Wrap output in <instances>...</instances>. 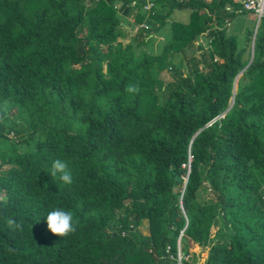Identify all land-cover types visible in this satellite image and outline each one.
I'll use <instances>...</instances> for the list:
<instances>
[{"label":"trees","instance_id":"trees-1","mask_svg":"<svg viewBox=\"0 0 264 264\" xmlns=\"http://www.w3.org/2000/svg\"><path fill=\"white\" fill-rule=\"evenodd\" d=\"M153 2L0 0V115L19 121L15 141L0 133V209L23 221L13 233L0 215V264H199L178 261L182 240L209 248L202 264H264V21L239 46L226 28L239 3ZM118 3L137 10L138 48L173 10L189 20L136 56L118 41ZM202 35L201 68L164 83ZM56 158L71 186L49 174ZM54 207L73 211L74 234L48 232Z\"/></svg>","mask_w":264,"mask_h":264},{"label":"rangeland","instance_id":"rangeland-1","mask_svg":"<svg viewBox=\"0 0 264 264\" xmlns=\"http://www.w3.org/2000/svg\"><path fill=\"white\" fill-rule=\"evenodd\" d=\"M86 3L88 2L86 1ZM137 27L139 26L136 25L132 28L133 33L135 32ZM254 27L256 28V20H254V24L251 23V26L249 27V30L253 31V33L254 31H256ZM235 38L237 42L239 43L240 38L237 36H235ZM151 39L152 38H148L147 42H149ZM118 41H120L122 45L124 46L130 42V37H125L122 40L118 39ZM242 41H243V38H242ZM131 46L136 56L141 52L145 54L150 52L147 48H144V47L138 48L133 43L131 44ZM199 55H200L199 53L194 54L192 53V51L186 54L180 53V54L174 55L171 58L172 64L170 66L172 69L171 70L167 69L166 71L162 72L160 74V78L162 79L164 83L172 81L173 80L172 72L174 68L176 67H180L181 73L184 76L188 74H192L194 70L201 68V64H199L198 62L200 61ZM158 95H160L159 92H158ZM160 101H162L161 95H160ZM17 123H19V121L14 113L8 112L7 110H3L2 114L0 115V133H4L8 139L15 141V139L18 136L13 132L14 130L12 129V127L14 126V124H17ZM28 147L29 145L23 142L22 145L19 146V150L23 151V150H26ZM183 179L185 182L186 177H183ZM197 200L200 201L201 203H206L211 200L210 192L207 189L205 183L201 185V188L198 191ZM140 231L142 234H147V227L145 223L141 226ZM208 249H209L208 247L202 248L187 240H182L181 245H179L178 261H180L181 259H185V260H188L189 262H197L199 264H202L207 257Z\"/></svg>","mask_w":264,"mask_h":264},{"label":"crops","instance_id":"crops-1","mask_svg":"<svg viewBox=\"0 0 264 264\" xmlns=\"http://www.w3.org/2000/svg\"><path fill=\"white\" fill-rule=\"evenodd\" d=\"M181 1V0H178ZM206 2H210L211 0H204ZM234 2L238 3L237 0H233ZM121 4H116V8L118 9V18L120 21V26L122 27V32L124 33L125 37H133L135 32L133 33V27L136 26L134 20L137 13V10L134 8H131L128 10L127 13H123V9L120 8ZM189 13L190 10L188 8H181V9H175L172 11L170 16L167 18L166 25L164 28H162L157 34L151 35L148 38H152L149 42L146 43L144 48H147L150 52L147 53V55H158L161 52V49L163 45L169 40V30H170V24L172 22H178V23H187L189 20ZM237 14L235 17L226 24L227 33L229 35L237 36L239 37V46L243 45L244 36L245 33H247L249 30V27L251 26V23L254 24V16L251 13L247 12H236ZM255 28V27H254ZM147 38V39H148ZM243 38V41H242ZM122 40V39H121ZM131 40H130V42ZM134 44V43H133ZM208 41L207 39L202 35L199 36L196 41L194 42V45L192 48H190L187 53L191 52L196 54L200 53L201 50H207L208 49ZM201 49V50H199Z\"/></svg>","mask_w":264,"mask_h":264},{"label":"clouds","instance_id":"clouds-1","mask_svg":"<svg viewBox=\"0 0 264 264\" xmlns=\"http://www.w3.org/2000/svg\"><path fill=\"white\" fill-rule=\"evenodd\" d=\"M125 91L129 94H138L140 88L137 84H129ZM49 174L52 178H58L59 181L65 186H71L73 184V174L69 167V161L56 158L52 160ZM0 215L3 216L4 223L8 230L11 232L23 231V221L18 220L15 215H4L3 210L0 209ZM44 221L47 226L48 232L53 236L64 238L77 231L79 220L75 218L73 211L54 207L47 211L44 216ZM13 248H9V252H15Z\"/></svg>","mask_w":264,"mask_h":264},{"label":"built area","instance_id":"built-area-1","mask_svg":"<svg viewBox=\"0 0 264 264\" xmlns=\"http://www.w3.org/2000/svg\"><path fill=\"white\" fill-rule=\"evenodd\" d=\"M240 5V9L237 12L251 13L256 20L257 29L261 20L264 21V0H237ZM154 8L153 0H144V6L142 10L148 14Z\"/></svg>","mask_w":264,"mask_h":264},{"label":"water","instance_id":"water-1","mask_svg":"<svg viewBox=\"0 0 264 264\" xmlns=\"http://www.w3.org/2000/svg\"><path fill=\"white\" fill-rule=\"evenodd\" d=\"M255 32L256 31H254V35H255ZM151 36V35H150ZM240 75V74H239ZM239 75L236 77V79H235V83H236V80H237V78L239 77ZM235 85L236 84H234V87H235ZM231 106V105H230ZM230 108V107H229ZM229 108L226 110V112L229 110ZM226 112H224L220 117H222Z\"/></svg>","mask_w":264,"mask_h":264}]
</instances>
